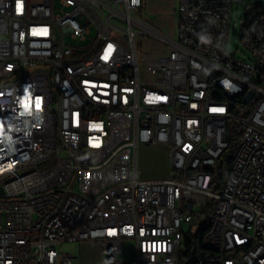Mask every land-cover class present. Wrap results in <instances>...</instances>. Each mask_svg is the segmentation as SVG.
I'll list each match as a JSON object with an SVG mask.
<instances>
[{"label": "built area", "instance_id": "1", "mask_svg": "<svg viewBox=\"0 0 264 264\" xmlns=\"http://www.w3.org/2000/svg\"><path fill=\"white\" fill-rule=\"evenodd\" d=\"M241 3L231 52L234 0H177L175 39L142 0H0V264H80L56 248L76 241L100 264H264V2ZM141 144L173 174L139 179Z\"/></svg>", "mask_w": 264, "mask_h": 264}, {"label": "rangeland", "instance_id": "2", "mask_svg": "<svg viewBox=\"0 0 264 264\" xmlns=\"http://www.w3.org/2000/svg\"><path fill=\"white\" fill-rule=\"evenodd\" d=\"M251 1L264 2V0ZM176 7L177 0H142V5L138 8L137 15L142 22L146 23L154 31L165 37L175 39L177 25ZM242 14V3H237V0H234L227 41L228 49L231 52L238 47ZM142 31L145 32L144 30ZM136 37V42L141 51L160 53L167 48L164 45L165 43L156 36L140 33ZM245 109L246 106H243L239 114L241 115ZM136 161L139 179H163L173 174L168 151L164 145L141 144L137 148ZM211 203V198H208L206 204L209 206ZM204 225H206V219L202 223L197 224L183 222L182 229L184 232L194 233ZM127 245H132V242H127ZM56 248L61 252L74 254L78 257L80 264H100L97 248L90 242H63L57 244ZM126 254L127 258L132 257L133 250L131 248L126 249Z\"/></svg>", "mask_w": 264, "mask_h": 264}, {"label": "trees", "instance_id": "3", "mask_svg": "<svg viewBox=\"0 0 264 264\" xmlns=\"http://www.w3.org/2000/svg\"><path fill=\"white\" fill-rule=\"evenodd\" d=\"M236 139L228 138V145L223 150L222 154L219 156L216 162V172L214 173V180L217 184V188L220 187L223 182L229 165L231 163L232 155L235 149ZM205 229V225L200 227L197 232L193 236L192 246L187 250L186 253L183 254L185 257H191L192 254H199L203 251L202 246L200 245V237L202 235L203 230ZM192 249V251H191Z\"/></svg>", "mask_w": 264, "mask_h": 264}, {"label": "water", "instance_id": "4", "mask_svg": "<svg viewBox=\"0 0 264 264\" xmlns=\"http://www.w3.org/2000/svg\"><path fill=\"white\" fill-rule=\"evenodd\" d=\"M241 2H242V0H237V3H241ZM251 96H252V91H250L246 94V96L243 99V102L246 103L251 98Z\"/></svg>", "mask_w": 264, "mask_h": 264}, {"label": "crops", "instance_id": "5", "mask_svg": "<svg viewBox=\"0 0 264 264\" xmlns=\"http://www.w3.org/2000/svg\"><path fill=\"white\" fill-rule=\"evenodd\" d=\"M143 180H148V179H143Z\"/></svg>", "mask_w": 264, "mask_h": 264}, {"label": "snow or ice", "instance_id": "6", "mask_svg": "<svg viewBox=\"0 0 264 264\" xmlns=\"http://www.w3.org/2000/svg\"><path fill=\"white\" fill-rule=\"evenodd\" d=\"M221 111H222V109H221Z\"/></svg>", "mask_w": 264, "mask_h": 264}]
</instances>
